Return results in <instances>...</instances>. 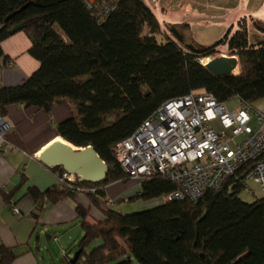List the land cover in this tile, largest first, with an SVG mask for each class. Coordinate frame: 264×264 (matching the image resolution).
Wrapping results in <instances>:
<instances>
[{
  "label": "trees",
  "instance_id": "trees-1",
  "mask_svg": "<svg viewBox=\"0 0 264 264\" xmlns=\"http://www.w3.org/2000/svg\"><path fill=\"white\" fill-rule=\"evenodd\" d=\"M95 4L91 10L87 0H0V43L10 29L24 23L21 30L31 42L28 53L39 62L20 84L0 87V111L5 114L7 106L21 104L49 112L68 102L73 114L56 125V137L78 148L91 146L106 162L102 181L76 179L85 188L83 195L99 207L107 184L129 180L112 146L165 101L193 91L212 93L219 101L239 97L251 105L264 98V40L252 44L246 28L230 36L226 32L225 43L238 57L241 72L217 77L198 59L210 56L220 41L210 46L188 43L173 28L185 48L169 37L158 41L159 23L144 0H111L112 8L101 21L102 6L98 0ZM1 59L5 63L8 58L0 46ZM242 176L237 172L196 202L167 200L177 185L146 178L124 201L157 198L160 203L122 213L115 208L123 200H117L110 209L101 208L102 218L95 222L76 204L83 230L76 263L264 264V195L244 201ZM28 193L35 200L75 196L57 181L44 192L29 187ZM15 257L11 248L0 245V264ZM61 258L71 264L67 249Z\"/></svg>",
  "mask_w": 264,
  "mask_h": 264
},
{
  "label": "built area",
  "instance_id": "built-area-1",
  "mask_svg": "<svg viewBox=\"0 0 264 264\" xmlns=\"http://www.w3.org/2000/svg\"><path fill=\"white\" fill-rule=\"evenodd\" d=\"M95 2L87 0L91 10H95ZM98 2L101 21L112 5L111 0ZM203 60L198 59L202 65ZM228 101H219L204 91L165 101L133 133L112 146L115 161L128 179L139 185L155 176L176 184L177 188L165 196L167 200L196 202L207 191L221 189L239 171L243 174L242 191L254 196L253 183L264 195V110L239 97H235L234 107H229ZM12 129L0 111V153L5 134ZM49 168L67 192L83 195L85 188L76 184L78 176L59 166ZM99 202L102 209L114 206L111 198H100ZM12 211L18 214L16 206ZM60 253L65 255V249Z\"/></svg>",
  "mask_w": 264,
  "mask_h": 264
},
{
  "label": "crops",
  "instance_id": "crops-1",
  "mask_svg": "<svg viewBox=\"0 0 264 264\" xmlns=\"http://www.w3.org/2000/svg\"><path fill=\"white\" fill-rule=\"evenodd\" d=\"M30 45L22 30L1 41L8 59L5 63L0 60V87L20 84L38 68L39 62L28 53ZM72 114L73 107L68 102L54 105L49 112L21 104L5 109L13 129L5 134L0 153V245L16 254L10 264H64L60 249L76 251L83 235L75 205L88 210L89 222L102 218L100 202L97 207L85 195L53 201L46 197L35 200L28 193L29 187L39 192L55 187L54 173L38 159V153L57 136L56 125ZM138 191L139 184L131 180L114 181L104 187L105 198L123 200L121 205ZM139 203L144 207L142 201ZM13 206L18 208V214L12 211Z\"/></svg>",
  "mask_w": 264,
  "mask_h": 264
},
{
  "label": "rangeland",
  "instance_id": "rangeland-1",
  "mask_svg": "<svg viewBox=\"0 0 264 264\" xmlns=\"http://www.w3.org/2000/svg\"><path fill=\"white\" fill-rule=\"evenodd\" d=\"M144 2L159 23L160 34L156 36L158 41H164L166 37H169L180 47L185 48L184 43L173 36L170 30L173 28L188 43L197 42L210 46L217 41L221 42L212 50L210 56L204 57V63L206 59L211 60L219 56H235L225 43L224 34L226 32H229L228 36H230L236 30L246 28L252 44L264 40V33L260 29L264 27V0H144ZM240 72L241 68L238 65L233 74L237 75ZM228 106H235V98L229 99ZM253 107L264 110V98L254 102ZM250 187L255 190L254 196H248L244 191L240 194V197L247 202L262 196L255 184L250 183ZM139 202L141 201L134 200L122 205L119 203L116 208L120 212L132 213L153 207L161 200L157 198L142 200L144 207H141ZM69 253L73 257L75 250ZM126 264H137V262L133 259Z\"/></svg>",
  "mask_w": 264,
  "mask_h": 264
},
{
  "label": "water",
  "instance_id": "water-1",
  "mask_svg": "<svg viewBox=\"0 0 264 264\" xmlns=\"http://www.w3.org/2000/svg\"><path fill=\"white\" fill-rule=\"evenodd\" d=\"M24 25V23L15 25L9 33L21 30ZM238 65L239 60L236 56H219L204 64L217 77L233 74ZM38 159L47 167L59 166L65 172L78 176L79 181L84 182L102 181L108 169L106 162L91 146L78 148L65 140L52 142L39 153ZM79 252L80 250L75 252L70 260L71 264L77 261Z\"/></svg>",
  "mask_w": 264,
  "mask_h": 264
},
{
  "label": "bare ground",
  "instance_id": "bare-ground-1",
  "mask_svg": "<svg viewBox=\"0 0 264 264\" xmlns=\"http://www.w3.org/2000/svg\"><path fill=\"white\" fill-rule=\"evenodd\" d=\"M242 5H243V4H242ZM205 59H206V58H205ZM208 61H209V60L206 59V62H208ZM206 62H205V64H206ZM203 63H204V60H203ZM55 141H64V140L61 139V138H59V137H55V139H54L52 142H55ZM52 142H51V143H52ZM51 143H50V144H51ZM50 144H49V145H50ZM46 147H47V146H46ZM46 147H45V148H46ZM45 148H43V149H45ZM43 149H42V150H43ZM40 152H41V151H40ZM40 152H39V153H40ZM39 153H38V154H39Z\"/></svg>",
  "mask_w": 264,
  "mask_h": 264
}]
</instances>
